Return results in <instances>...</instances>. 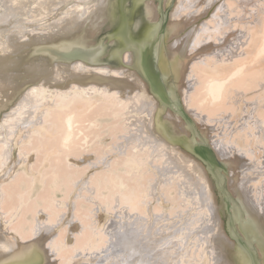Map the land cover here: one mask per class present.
<instances>
[{
  "label": "bare ground",
  "instance_id": "1",
  "mask_svg": "<svg viewBox=\"0 0 264 264\" xmlns=\"http://www.w3.org/2000/svg\"><path fill=\"white\" fill-rule=\"evenodd\" d=\"M70 1L0 0V42L47 32L25 56L52 73L32 91L0 96L1 107L21 93L0 119V196L11 202L17 194L5 219H21L0 235V264H258L249 243L264 260V0H181L165 31L174 40L170 66L154 0H115L109 30L95 40L90 27L58 33L85 24L105 0ZM141 7L145 18L133 27ZM171 68L199 128L233 172L228 224L237 222L245 239L215 232L208 184L195 176V160L184 162L176 150L186 141L217 170L211 147L190 146L179 114L163 112L176 97Z\"/></svg>",
  "mask_w": 264,
  "mask_h": 264
},
{
  "label": "rangeland",
  "instance_id": "2",
  "mask_svg": "<svg viewBox=\"0 0 264 264\" xmlns=\"http://www.w3.org/2000/svg\"><path fill=\"white\" fill-rule=\"evenodd\" d=\"M114 1L115 0H105L101 9H99L96 12H91L88 14L87 22L85 24L80 25L78 28H71L70 27V28H66V29H59L58 35L59 34H62V35L80 34L83 31H85L87 29V27L88 28L90 27L89 29H91L92 32H94V33H92L91 37H89V38L91 40H95L96 38H100L105 32H107L109 30L111 21H110V19H108V13H109L111 5L114 3ZM74 3H75V0H71L69 2V4H74ZM154 3H155L154 5L156 7V10H157V12H156L157 17H159L161 20V28H162L161 29L162 31L160 32V37L158 38V40H161V44L163 46V53H164V56H166L165 60L167 61V63L170 66V64L172 63V60L170 61V59H171V57L174 56V53L172 52L173 47L171 45L174 40L168 39L167 35L165 34V31H166V28L169 24V21H170V18L172 16L173 11H175L176 8L180 5L181 0H154ZM218 4H219V2L215 1V3L212 5L213 8L210 9L211 13ZM210 14H209V16H210ZM206 17H205V15H203V17L200 20H204V19H206ZM144 18H145V11H144V8L141 7L140 9H138L133 14V19H132L133 27H136V24L140 23ZM97 28H98V30H97ZM45 30H47V29H45ZM61 30L63 31V33ZM56 36L57 35H55L54 38ZM27 37L14 36L9 41H6V37H1L2 42H0V96L6 97V96L12 95L15 92L17 87L21 88V90H24V91L27 90L28 91L33 86L43 85L45 83L44 81L49 79L52 76V73H50L51 70H49L48 66L45 63L41 62V60L39 58H33V59L29 58L28 59L25 56L26 49L32 43L48 40L49 34L47 32H45V33H31ZM167 41H169V42H167ZM167 47H168V49H166ZM131 49L134 50L133 47H131ZM120 67L127 69L126 67H128V66H126L125 64H122ZM171 69H169V72L167 74V83L168 84L170 83V85H172L173 88L175 89V91H176L175 96L176 97H175L174 101L169 102L166 105V107H164L163 112H164V114H168V112H169L173 118H177V115L179 114V117L182 119L184 124L187 126V131H188L187 136H188V138L191 139V141L188 142V144L192 143V144H190V146L191 145H205V147H208V148L211 147L210 149L215 154V160H212V162L211 161H209V162L212 163L213 165H215L217 170L215 172L212 171V169L209 168L208 163L204 159L196 156L195 153H193L194 152L193 147L189 148L186 146V141L179 143L180 145L178 144L176 150L179 151V153H181V157H182V160L184 162H190L191 161L193 164L192 160H195L194 161L195 164H193V165H196L195 170H194L195 176L197 178L205 180L208 184L207 185L208 193L211 197L213 204L215 206H217V211H218V215H219V221L216 222L215 227H214L215 232L219 233L220 235L223 234L225 237H227L229 240H232L233 242H237L238 236L241 237L242 239H245L244 234L238 228L239 226H238L237 222H236V227L234 225L233 228L232 227L230 228V226L228 224V222L230 220L229 214H228V208L230 205H228V204H231V202L233 201L232 199L235 198V195H234L232 187H231V180L233 178V176L231 177V175L233 172H232L231 168L229 167V165L225 164L223 162V160L220 158V156L218 155L217 150L214 147V145L212 144L210 146V144L212 142L210 143L211 140L209 141V139H210L209 135L202 132L201 129L199 128L198 119L190 111L188 104L186 105V102H185V86L183 85V82H181V81L178 82L175 80L174 69L173 68H171ZM138 73H139V75L142 76V74H140V72H138ZM137 78H139V77L137 76ZM142 80H144V82L146 84L147 93L149 94V97L152 100H154L160 104L157 97H155L153 95V93H152V91L148 85V81L146 80V78L144 76H142ZM31 91H32V89H31ZM20 94H21L20 90L17 91L13 95V97L10 101H8L4 106L0 107V119L4 118L5 115L8 114L11 111V109L18 103V100L20 98L19 97ZM204 135H206V137ZM207 137H209V138H207ZM214 139H216V138H213V140ZM195 140H197V143H195L196 142ZM212 147H213V149H212ZM214 149L216 151H214ZM216 160L219 161L220 164H218V162ZM24 165L25 164L20 165L19 172L21 170V167H23ZM12 192L13 191H11L10 195L12 194ZM16 196H17V194L11 198L12 200L10 199L11 202H7V201L5 202V199L7 197H11V196H9V194H8V196L5 197L4 194L2 193V196H0V198H1L0 210H2L1 206L4 204L3 209H6L5 211L7 212L8 211L7 210L8 205L10 204L9 206L11 207L12 203L14 202L13 198L15 199ZM2 197H3V199H2ZM7 199L9 201V198H7ZM1 201H3L4 203H1ZM6 203H8L7 207L5 205ZM199 206H200L199 203H197L195 205V209L199 210L200 209ZM8 212L4 213L3 216H1L2 217V220H0V235L1 236H7L8 234H10L9 227L12 225V223H14V222L17 223L15 221L16 219H17V221L19 219V217H17L15 215L14 219H15V217H17L15 220L13 218H10L9 216H8V219H10V220H6L7 218L5 216H7ZM116 212L117 211H115V213ZM121 212L122 211H120V213H116L117 216L113 215L112 217L113 218L117 217L118 219L117 218L116 219L120 221ZM25 215L26 216L24 217V215H23V217L27 220L29 218V213L25 214ZM21 218H22V216H21ZM243 219L244 220L249 219L247 212H245L243 214ZM19 220L21 221V219H19ZM23 221H25V220H23ZM181 221H183V220H181ZM232 222H234V220ZM175 223L176 222H173V226H175L177 224V223L176 224ZM164 225H169V224H164ZM219 228H220V230H219ZM173 229L174 230L177 229L176 226ZM160 231H162V230L157 229L156 234L161 235ZM52 233L58 234V231L53 230ZM149 236L152 237V233H149ZM225 242H226V245L229 244L228 241H225ZM249 244L251 245L250 248L256 257L258 264H264V262H263L264 260H263L261 251L259 250L257 244L256 243H249ZM223 250L225 252V255L228 256L227 249L223 248ZM249 255H251V252H249ZM82 256L83 255H80L79 257L81 258ZM92 256L94 257V255H91L89 257L93 258ZM226 256H225V258H226ZM221 260H223V259H221ZM221 260H220V262H222Z\"/></svg>",
  "mask_w": 264,
  "mask_h": 264
},
{
  "label": "water",
  "instance_id": "3",
  "mask_svg": "<svg viewBox=\"0 0 264 264\" xmlns=\"http://www.w3.org/2000/svg\"><path fill=\"white\" fill-rule=\"evenodd\" d=\"M147 58H148V68H149V71H150V74H151V77L152 79L155 81V83H157V80H158V73L153 65V61L151 59V55L150 53L148 52L147 53ZM209 151V150H208ZM214 153V152H213ZM211 151L208 152V157L209 159L211 158H214L212 160H215V156Z\"/></svg>",
  "mask_w": 264,
  "mask_h": 264
}]
</instances>
